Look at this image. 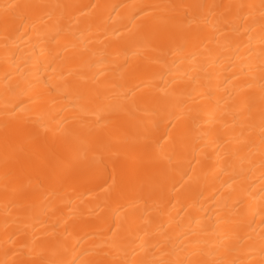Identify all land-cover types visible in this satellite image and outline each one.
<instances>
[{
  "label": "bare ground",
  "instance_id": "6f19581e",
  "mask_svg": "<svg viewBox=\"0 0 264 264\" xmlns=\"http://www.w3.org/2000/svg\"><path fill=\"white\" fill-rule=\"evenodd\" d=\"M0 264H264V0H0Z\"/></svg>",
  "mask_w": 264,
  "mask_h": 264
}]
</instances>
